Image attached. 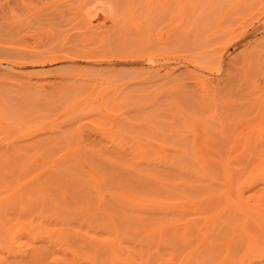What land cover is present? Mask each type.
<instances>
[{
  "label": "rangeland",
  "instance_id": "rangeland-1",
  "mask_svg": "<svg viewBox=\"0 0 264 264\" xmlns=\"http://www.w3.org/2000/svg\"><path fill=\"white\" fill-rule=\"evenodd\" d=\"M263 169L264 0H0V264H264Z\"/></svg>",
  "mask_w": 264,
  "mask_h": 264
},
{
  "label": "bare ground",
  "instance_id": "bare-ground-1",
  "mask_svg": "<svg viewBox=\"0 0 264 264\" xmlns=\"http://www.w3.org/2000/svg\"><path fill=\"white\" fill-rule=\"evenodd\" d=\"M223 46H224V45H223ZM221 48H222V47H221ZM224 48H225V46L223 47V49H224ZM223 49H221V50H223ZM221 50H220V52H222ZM224 51H226V50H224ZM222 54H223V53H222ZM223 55H224V54H223ZM60 56H63V57L65 56V57H67L66 55H60ZM50 57H53V58H52V61L56 60L57 57H58V58H57V61H58V59H59V56H57V55H55V54H54V55L52 54ZM63 57H62V58H63ZM220 57H221V56H220ZM60 58H61V57H60ZM50 59H51V58H50ZM218 59H219V58H218ZM220 59H222V57H221ZM216 60H217V59H216ZM220 61H221V60H220ZM9 63H10V62H9ZM13 63H14V62H13ZM11 64H12V63H11ZM15 65H16V64H15ZM15 65H14V66H15ZM12 66H13V64H12ZM14 66H13V67H14ZM10 67H11V66H10ZM13 67H12V70H11V71H13V73H14V70H17V69H16V68L14 69ZM217 68H219V67L217 66ZM9 69H11V68H9ZM11 71H9V72L12 73ZM19 72H23V71H19ZM14 74H15V73H14ZM16 74H17V73H16ZM17 76H18V75H17ZM202 79H203V78H202ZM204 80H205V78H204ZM103 91H104V90H103ZM105 91H106V90H105ZM262 114H263V113H262ZM261 119H262V118H261ZM262 125H263V124H262ZM262 128H263V127H262ZM263 170H264V169H263ZM263 170H262V171H263ZM260 172H261V171H260ZM172 203H173V202H172ZM176 203H177V202H176ZM178 203H179V202H178ZM178 205H179V204H178ZM182 205H183V204H182ZM182 205H181V207H182ZM178 208H179V207H178ZM113 251H114V250H113ZM72 254H73V256H75V255H74L75 253H72ZM76 254H77V253H76ZM75 257H76V256H75ZM74 259H75V258H74ZM183 263H184V262H183Z\"/></svg>",
  "mask_w": 264,
  "mask_h": 264
}]
</instances>
